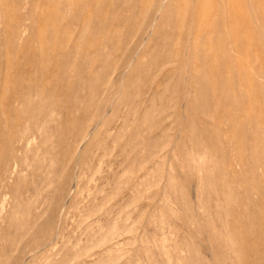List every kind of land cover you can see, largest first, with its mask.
<instances>
[{
  "label": "rangeland",
  "instance_id": "rangeland-1",
  "mask_svg": "<svg viewBox=\"0 0 264 264\" xmlns=\"http://www.w3.org/2000/svg\"><path fill=\"white\" fill-rule=\"evenodd\" d=\"M0 264H264V0H0Z\"/></svg>",
  "mask_w": 264,
  "mask_h": 264
},
{
  "label": "bare ground",
  "instance_id": "bare-ground-1",
  "mask_svg": "<svg viewBox=\"0 0 264 264\" xmlns=\"http://www.w3.org/2000/svg\"><path fill=\"white\" fill-rule=\"evenodd\" d=\"M220 24H221V23H220ZM221 25H222V24H221ZM240 47H241V46H240ZM224 55H226V54H224ZM222 72H223V71H222ZM224 78H225V77H224ZM223 81H224V80H223ZM223 84H224V83H222V85H223ZM226 86H227V84L221 86V87H222V90H223V89H226V88H227Z\"/></svg>",
  "mask_w": 264,
  "mask_h": 264
}]
</instances>
